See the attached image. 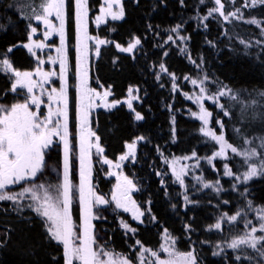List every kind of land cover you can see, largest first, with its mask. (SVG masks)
Here are the masks:
<instances>
[{"label":"trees","instance_id":"obj_1","mask_svg":"<svg viewBox=\"0 0 264 264\" xmlns=\"http://www.w3.org/2000/svg\"><path fill=\"white\" fill-rule=\"evenodd\" d=\"M101 1L87 0L90 18L98 13ZM41 2L0 0V60L7 58L16 70L32 69L36 64L23 43ZM222 2L225 13L239 9V18L226 21L220 14L208 15L214 0H122L123 18L108 19L97 28L90 23L93 34L110 42L102 44L90 63L91 88H108L111 99L126 97L129 88L135 95L132 109L121 103L95 112L92 127L100 138L103 155L116 160L126 143L144 138L136 141L128 171L135 179L132 196L143 212L141 222L126 213L107 210L103 219L95 220L99 228L109 230L108 245L130 258L138 257L141 247L159 251L163 244L176 253L194 252L196 264H264V256L254 249L227 246L245 232L246 222L255 221L256 213L264 209V173L247 181L241 179L244 165L239 154L248 148L258 153L263 149L264 3ZM66 33L74 65L73 0L66 1ZM137 37L140 44L132 53L117 49L116 44L127 45ZM205 76L207 80L201 85L199 81ZM12 84L13 76L0 67V95L8 93ZM201 87L206 88L202 104L212 114L209 128L222 133L238 149L237 153L229 149L225 158H215L211 165L205 158L214 153L216 144L201 133L192 98ZM218 90L230 91L207 99ZM137 112L142 119H136ZM217 121L222 122V129ZM175 156L200 159L197 177L189 174L184 188L174 181L165 163ZM225 164L233 175H225ZM93 180L103 193L111 188L112 181L105 179L96 165ZM16 188L9 192L17 193ZM27 197L0 201V264H65L62 245L50 238L44 218L27 206L32 204ZM238 211L241 215L236 221L225 217L219 229L212 227L224 214L231 216ZM122 222L136 231L125 229ZM149 253L144 252L143 258L147 260Z\"/></svg>","mask_w":264,"mask_h":264},{"label":"snow or ice","instance_id":"obj_2","mask_svg":"<svg viewBox=\"0 0 264 264\" xmlns=\"http://www.w3.org/2000/svg\"><path fill=\"white\" fill-rule=\"evenodd\" d=\"M120 0H104V3L108 5V8L105 9L101 6L102 15H111L113 20L121 19L124 16L123 9L119 13H114L111 11V6L113 3H119ZM182 2V0H181ZM264 3V0H253V3ZM214 3L217 7H214L209 10L208 15L213 13H219L223 16L224 20H228L229 17L239 18V9L234 12L225 13L224 3L222 0H214ZM76 4V20H77V30L82 26L83 17L85 14V5L87 0H75ZM65 0H42L40 4V12L34 14V18L38 21H43L45 25L48 26L49 31L45 32V36L51 34L52 31H57L60 33L61 38V47L57 48V53L59 54L58 59L60 63V75L59 79L61 85L59 89L52 88L48 93L49 102L55 100L57 107L55 110L52 109L51 104L46 115L40 114L38 111L32 110L31 106H35L36 109L40 108V105L44 103L40 96L33 94L34 88L43 87V83H38L32 79V72H20L12 68L10 61L7 58L0 60V67L5 71H13L16 77L15 82L12 84L11 91L18 92L19 89H26V98L22 103H13L11 106H5L0 104V190L6 188L7 185L19 184L20 182L34 180L38 173H41L44 168V150L49 148L53 144V138L59 137L64 143V178L63 182L58 186L45 185L43 183L36 184L30 183L28 186L23 187L20 192L10 193L0 191V201L10 200L17 201L20 198H24L25 194H29V198L33 203L27 205L45 220L46 231L48 232L51 239L56 240L58 243L63 245L64 251V261L65 264H73L74 261H78L79 264H132L131 260L127 257H121L119 261L113 259V256H119V254H114L112 252L105 251L102 247L97 249L93 248V245L96 243L94 235L91 233L90 229L92 227L90 220L92 217L91 204L92 199L96 204H106V201L102 196H97L90 185H87L88 176L85 172V159L87 157L89 149L93 145L89 142L90 137H94L97 141L95 147L98 153H102L103 149L100 147L98 141L99 137L96 136L95 132L87 131V134H84V129L88 124V109L92 107L91 99L93 96H99L100 94L96 92L95 89L87 87L86 78H81L80 85H78V92L82 90V94L78 95L77 99V120L80 126V184L78 186L73 185L72 181L69 179V152L71 151L70 142H69V132H68V97L65 88V72H66V56L64 55V27H65ZM55 13V18L60 21L59 28H56L55 24L49 17ZM206 18V17H205ZM100 17H97L99 20ZM251 23H258L255 20L250 21ZM2 27V26H0ZM179 28V25L177 26ZM37 31L36 27H30L29 32V41L32 40V34ZM176 31V29H173ZM79 39V35H78ZM172 37L169 36V40ZM110 43L109 41L99 40L98 44ZM140 44V39L134 38L132 42L128 44L127 47H122L120 44H116L117 49L123 52H131L137 45ZM25 48L31 52L32 47H44L43 43H35L32 45L24 44ZM8 52L12 51V48L7 50ZM79 51V49H78ZM99 55V51H97ZM49 60L53 63L56 62L55 59L49 57ZM43 63V61H40ZM161 69L167 71L164 65L161 64ZM36 75L41 77L43 82H48L49 78L55 75L54 72H42L39 68L36 69ZM77 75L80 76L79 70V58L77 64ZM186 79H188L186 77ZM207 76L199 81L201 85L205 83ZM193 84H197V80L191 81ZM133 91L132 88H129V92ZM206 88L201 87L200 92L204 93ZM230 90H218L213 96H208L207 99L213 100L215 97L224 96ZM43 94V93H42ZM110 95V91H105L103 93L104 97ZM264 96V93H261ZM135 98V97H134ZM203 97H197V103H200V100ZM120 101H115L113 104H119ZM113 105H106V107H112ZM129 108L132 107L131 100L128 101ZM223 107V105H220ZM201 115L200 120L204 124H208V118L212 115L208 112L203 104H200ZM227 115V113H225ZM61 118H63L61 120ZM143 117L140 113H136V119L140 120ZM221 129L223 124L220 121ZM201 132H204L205 135L211 137L213 140L217 141L220 144V151L214 153L215 156H223L225 154V149H231L233 153H237L238 149L232 144H229L225 139L224 135L221 133L217 135L214 131H206L203 127L200 129ZM138 139L142 140L143 137ZM135 141L131 144L126 145L130 150V153H126L124 156H121L120 159L124 160L128 158L129 154L134 155V152H131L135 148ZM246 144H250L251 141L245 140ZM261 148H264V139L261 141ZM239 154L243 155L246 161H251L253 158L258 156H264V154L258 153L255 148H248L244 150H239ZM196 154L193 153V156ZM211 160V158H209ZM107 164L112 162L105 159L104 161ZM120 165L117 164L116 167ZM225 175H233L230 169H228L227 164H225ZM264 173V158L260 159V163L254 164L249 163L248 171L243 174V180L247 181L253 176ZM119 179V178H118ZM124 183L121 184L118 182L117 189H119L125 199H128V193L135 188V184L128 179V177L123 178ZM182 183V181H181ZM218 184V182H217ZM87 185V195L85 194V187ZM211 184H205L204 187H210ZM74 189L79 193V200L81 205V228L82 232L80 235H77L74 231V225L71 217L70 206L74 196ZM221 189L216 188V191L219 192ZM113 199L117 202V207H123L120 200L117 199L115 193L113 194ZM185 200H188V197L185 196ZM132 204L135 206V201H132ZM127 211L128 209L125 208ZM262 215H260V226L259 229L255 226H251L248 231H246L241 236L234 237L227 246L233 250L241 248V246H247L251 249L256 250L261 256H264V209L259 210ZM143 215V212L137 211L134 212L133 218L139 220ZM241 215L238 211L235 215L228 216L224 214L215 225L219 229L221 227V221L227 218L229 222L236 221L237 218ZM251 222H246L245 227L248 228ZM122 225L125 229L135 232L134 228H130L129 225L122 222ZM167 232V230H165ZM261 233L257 235V233ZM168 241L170 244H174V239L171 236H168ZM136 244L139 245L140 241H136ZM219 247V245L217 246ZM161 249L165 252H168L169 259H159L157 252L151 251L150 249H145L141 247V252L138 256L140 264H146L143 253L151 252L153 257H157L154 264H177L175 259L176 256H179L184 264H196V257L194 252L189 251L187 253H176L174 250L170 251L168 247L161 245ZM218 253H214L216 255ZM101 256L109 257L107 260H102ZM237 260H240L241 257L238 255ZM250 259V258H249Z\"/></svg>","mask_w":264,"mask_h":264},{"label":"rangeland","instance_id":"obj_3","mask_svg":"<svg viewBox=\"0 0 264 264\" xmlns=\"http://www.w3.org/2000/svg\"><path fill=\"white\" fill-rule=\"evenodd\" d=\"M66 1L67 0H65V8H64L65 27H64V46L63 47H64V55L66 56V60H67L66 72H65V88H66L67 97H68V132H69L68 139H69L70 148H71V151L69 152V179L72 181L73 185L78 186L80 184L81 165H80V126L77 120V99H78V95L82 94V90L78 92L77 86L80 85L81 78H86L87 87L91 88L89 84L90 63L92 62V60H95L97 58L98 56L97 51H99L100 47L102 46V44H98V41L101 39L98 38L97 35L93 34L90 31L89 26H90V23H92V25L95 28H97L101 24H103L106 20L112 19V18H111V15L105 16V15H102L101 13V6H103L105 9L108 8V5L104 3V0L101 1V5L99 6L98 13L92 18L89 17L87 4H86L84 6L86 11L83 17L82 26L78 33L77 20H76V4H75V0H73L75 38H74V45H73L74 65H72L70 61V56L68 53L69 48H68L67 33H66ZM121 1L122 0H120L118 4L117 3L112 4L111 6L112 12L119 13V11L122 8ZM244 2L254 4L253 0H244ZM214 7H217V6L214 5ZM97 17H100V19L97 20ZM49 19L53 21L56 28H59L60 21L55 18V13H53V15L49 17ZM30 27H36L37 31L34 34H32V40L29 41V38H28L27 41L23 43V45L24 44L32 45L33 42H35L37 44L43 43L44 47L40 48V47L33 46L31 52L28 50V48H26V50L34 58L36 64L34 68L32 69H25V70H18V71L32 72L33 73L32 79L37 81L38 83H43L42 88L41 87L34 88L33 94L40 96L41 99L44 101V103L40 105L39 109H36L35 106H31V107H32V110L38 111L42 115H46L50 104L53 110H55V108L58 106L55 100L49 102L48 93L51 91L52 88L59 89L61 85V81L59 79V75H60V63L58 59L59 54L56 51L57 48L61 47V38H60V33L57 31H52L51 34L46 37L45 32L49 31L48 26L45 25L43 21L36 20L34 18V15L32 17V22H31ZM30 27H29V32H30ZM78 35H79V39H78ZM121 46L127 47L128 44L121 45ZM133 50L131 52H125V53H132ZM49 57H52L53 59H55L56 62L53 63L52 61H50ZM78 58H79V70H80L79 77L77 75ZM40 61H43V63H40ZM37 68H39L42 72H54L55 75L51 76L48 82H43L41 80V77L36 75ZM7 72H9L13 76V83H14L16 80L14 72L10 70ZM105 91H110V90L108 88H100L96 90V92L99 93L100 95L93 96L91 99L92 107L88 109V124L86 128L84 129L85 135L87 134V131L89 130L92 132H95L94 128L92 127V120H93V117L95 116V112L98 109H105V110L111 109L121 103L125 104L129 108L128 101L131 100V104H132V101H134L135 99L134 98L135 95L130 92L127 94L126 97H123L121 99H111L110 98L111 93L107 97L103 96V93ZM26 92H27L26 89H19L18 92H12L11 89H9L8 93H3L2 95H0V104L10 107L11 104L13 103H22L24 99L26 98ZM7 94L9 96H8V99L5 100L4 96ZM197 97H204L203 93H201L200 91H197L192 96L193 101L196 104L195 113L197 117L199 118L201 115L200 104H202L203 98L200 100V103H197ZM115 101H120V103L113 104V102ZM106 105H113V106L106 107ZM130 109H132V107ZM62 119L63 118H61V120ZM202 127L206 131L211 130L209 128V122L208 124H204V122L201 121V128ZM201 133L205 135L204 132H201ZM205 136L208 139H211L216 144L214 153L219 152L220 144L217 141L213 140L211 137L207 135ZM137 140L139 139L136 138L133 141L136 142ZM89 142L93 145V147L89 149L87 157L85 159V172H86V175L88 176L87 185L91 186L93 192L97 196H102L106 201H108V203L106 204H96L94 201V198L92 199L91 212H92L93 218L90 220V223L92 225L90 231L94 235L95 241H96V243L93 245V248L97 249L98 247H102L105 251L112 252L114 254H119V256H116V255L113 256V259H116L117 261H119L121 257H127L129 260H131L132 264H140L138 257L130 258L129 255L127 254H120L114 251L108 245L109 240L107 237H108L109 230H107L106 228H99V226L95 223L96 222L95 220L100 219V218L103 219V216L106 214L105 210L112 211L115 213L123 212V213H126L133 220L137 222H141L142 216L140 217L139 220L133 218V214L134 212L137 211V208L139 209V212H142L132 196L133 191L136 190V186L134 189H132L128 193V197H129L128 199H125L121 191L117 189L116 187L118 182L121 184L124 183L123 178L125 176L128 177V179H130L133 183L135 182L134 177H131L130 175H128L129 174L128 171L130 168V163L133 161L135 157L136 143H135V148L131 150V152H134V155L129 154L127 159H124V160L120 159L121 156H124L126 153H130V150L126 147V145L131 144L132 142H128L125 145L124 152L121 153L116 160L111 161L112 162L111 164H107L104 162L105 159L107 158L103 155V152L102 153L97 152V149L95 147L97 141L95 140V138L90 137ZM214 153L210 157L205 158V162L207 165H211L215 158H225L226 155L229 154V149L228 148L225 149V154L223 156H215ZM261 154H264V148L262 149ZM57 155H59V160H57ZM240 156L243 160L242 164L244 165V170H243L244 173L248 171L249 163H254L258 165L260 163V159L264 158V156H260L259 158L255 157L249 162V161H246L243 155L240 154ZM209 158H211V160H209ZM199 160H200L199 158H194L193 156H175V157H168L165 160V163L167 164L169 172L172 175L174 181L178 185L184 188L185 178L189 174L194 175V177H197L196 165L199 164ZM44 161H45V164H44V168L42 172L38 173L37 177L34 180H30L27 182L22 181L19 184L7 185L5 189L0 190V191L9 192L10 191L9 189H11V187L18 186V188H16L15 191L20 192L23 187L28 186L30 183H36V184L43 183L45 185H52V186H58L59 184H61L64 178V143L63 141L59 139V137H54L53 144L50 145L49 148L44 150ZM117 164H119L120 166L116 167ZM93 165H96L99 168L102 176L105 179H110V181H112L111 188L109 189L107 193H103L102 191H100L99 189L95 187L96 185L93 180ZM49 176L51 177V181H50ZM256 176H253V177H256ZM241 179H243V177H241ZM87 185L85 187L86 195H87ZM74 193L75 194L73 196V200L70 206V212H71V217H72V221L74 225V231L77 235H80L82 232L81 205H80V200H79V193L76 189H74ZM114 193L117 196V199L120 200L123 207H117V202L116 200L113 199ZM25 195L28 196L29 194H25ZM132 201H135V206L132 204ZM125 208H127L128 210L126 211ZM260 215H262V213L257 212L255 221L251 222V225L257 227L258 229H259L260 222H261L259 219ZM251 225L248 228L245 227L244 231L245 232L248 231ZM244 233H242V235ZM260 234L261 233L259 232L257 233V235H260ZM155 252H157L159 259H169L170 258L168 252H165L163 250H159ZM101 259L107 260L109 259V257L101 256ZM156 259L157 257H153L151 253H149V257L147 258V260L146 259L144 260L146 264H154ZM175 259L177 261V264H184V262L179 256H176ZM74 262L79 264L78 261H74Z\"/></svg>","mask_w":264,"mask_h":264}]
</instances>
